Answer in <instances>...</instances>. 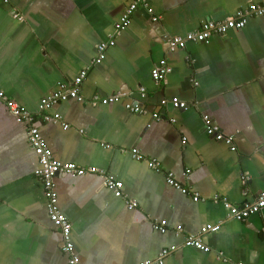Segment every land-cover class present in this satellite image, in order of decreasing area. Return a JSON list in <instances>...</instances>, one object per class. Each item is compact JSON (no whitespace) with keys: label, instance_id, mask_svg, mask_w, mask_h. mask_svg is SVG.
<instances>
[{"label":"crops","instance_id":"0c3cea01","mask_svg":"<svg viewBox=\"0 0 264 264\" xmlns=\"http://www.w3.org/2000/svg\"><path fill=\"white\" fill-rule=\"evenodd\" d=\"M132 1L0 0V90L31 112L56 159L96 169L55 177L79 264H264V209L239 221L221 200L242 206L264 191V15L184 49L169 51L167 43L264 0H149L152 12L138 7L105 59L93 63ZM164 58L171 70L157 82L152 69ZM86 68L82 101L41 108ZM117 93L118 102H92ZM173 97L186 106L171 104ZM135 101L144 112L127 108ZM205 117L234 138L235 150L207 132ZM38 166L25 125L0 101V264H69ZM170 172L188 193L168 183ZM109 177L123 183L121 196L106 186ZM207 224L220 228L201 233ZM189 238L210 250L187 246Z\"/></svg>","mask_w":264,"mask_h":264},{"label":"built area","instance_id":"2783aa9c","mask_svg":"<svg viewBox=\"0 0 264 264\" xmlns=\"http://www.w3.org/2000/svg\"><path fill=\"white\" fill-rule=\"evenodd\" d=\"M144 7L149 12H152L150 7L149 0H133L129 5H127L122 13V16L118 23L115 25V32L113 36L108 41H102L97 46L98 54L95 57L93 63H101L105 57L107 49L116 42V36L120 35L124 30H126L132 23V18L138 7ZM264 15V1L262 3H253L248 6L247 9L239 11L236 16L226 19L222 22H208L203 25L200 29L187 33L184 36H169L167 39L169 51H175L178 49H184L190 42H208L210 37L213 34H225L231 29H242L246 26L248 20L252 16H261ZM170 66L168 65L167 60L164 58L160 63L152 69V77L155 81H163L166 79V76L170 72ZM88 74V68L82 70L75 80L70 83H63L60 85V88L57 91H54L52 94L43 98L41 101V108L43 110H49L54 105L59 102L66 101L69 99H76L82 101L83 97L80 94V86L83 80ZM139 92L142 97L146 96V89L144 87L139 88ZM121 94L117 93L113 96L103 97L100 95H94L92 102L94 104H109L113 102H118L121 99ZM0 101H4L7 107L9 108L12 115L15 117L17 123L25 125L28 133L29 142L38 157L39 166L35 170L36 177L41 181L43 185L44 195L47 199V207L49 211L50 218L52 222L61 229L64 237L63 249L69 255V264H79L78 257L75 254L74 243L71 237L72 224L68 217L61 211L58 204V192L55 187V177L60 173H67L73 176L84 175L89 171H96L94 167L86 169L75 163L63 162L54 157L53 151L50 146L47 144L46 140L42 136L40 129L37 125L34 124V116L31 112L21 106L15 100L9 99L3 91L0 90ZM171 104L176 107L184 108L186 103L180 100L178 97H173L170 100ZM166 103V100L163 101ZM127 108L130 111L141 113L144 112V108L140 102L135 101L127 104ZM155 117L158 114H154ZM45 119H50L53 121H58L60 119L59 114H55L53 117L45 115ZM206 129L207 132L211 135L217 136L219 139L225 140L227 144L230 145L232 150L236 149L234 145L233 137H224L219 132V128L213 124L212 120L209 117H205ZM66 128L68 124L64 125ZM139 154V153H138ZM141 158V155H138ZM149 166L155 170H160L161 166L155 160L149 161ZM88 170V171H87ZM167 181L170 185L174 186L183 193H188L189 190L173 178V173H168ZM106 186L112 189L115 194L122 195L123 183L121 181L115 180L112 177L107 178L105 182ZM193 199L199 201L201 196L197 193L194 194ZM221 199L219 196H215L214 200L217 201ZM224 203V206L227 208L229 215L239 221L247 219L252 214L258 213L264 209V191H262L258 198L253 202H247L242 206H236L231 204L226 198L221 199ZM131 208L137 207V202L133 201L130 205ZM157 229H160L162 232L166 231V227L163 225H156ZM220 228V225L207 224L202 227L201 233H207L210 231H217ZM187 246L195 247L197 249L208 252L210 247L203 243L201 239L189 238L186 241ZM175 249H163L161 253V258L167 256L171 250ZM224 260H226L224 258ZM163 260H159V264H162ZM229 264H244L241 261H229Z\"/></svg>","mask_w":264,"mask_h":264}]
</instances>
